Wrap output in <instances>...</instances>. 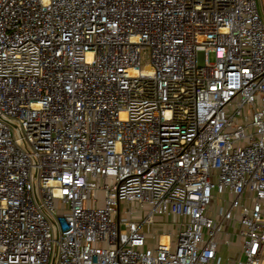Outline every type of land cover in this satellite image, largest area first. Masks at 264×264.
<instances>
[{"label":"built area","instance_id":"built-area-1","mask_svg":"<svg viewBox=\"0 0 264 264\" xmlns=\"http://www.w3.org/2000/svg\"><path fill=\"white\" fill-rule=\"evenodd\" d=\"M0 264H264L257 0H0Z\"/></svg>","mask_w":264,"mask_h":264},{"label":"rangeland","instance_id":"rangeland-1","mask_svg":"<svg viewBox=\"0 0 264 264\" xmlns=\"http://www.w3.org/2000/svg\"><path fill=\"white\" fill-rule=\"evenodd\" d=\"M257 2H258L259 13H260V15H261V17H262V19H263V21H264V11H263L264 0H257ZM262 2H263V3H262ZM149 53H150L149 50L144 51V53H143V58H142V63H143V65L146 64L147 62H149V59L147 58V56L149 55ZM210 62H211V63H214V62H215L214 54H212V53L210 54ZM99 198H100V200H102V198H103V194H102V193L99 194ZM100 205H102V202H101ZM123 207H124V205H123ZM159 230H161V229H158V228H157V231H159ZM221 255H222L224 261L226 260V258H227L228 256H230V254H229V252L227 251L226 247L223 249V252H222Z\"/></svg>","mask_w":264,"mask_h":264},{"label":"crops","instance_id":"crops-1","mask_svg":"<svg viewBox=\"0 0 264 264\" xmlns=\"http://www.w3.org/2000/svg\"><path fill=\"white\" fill-rule=\"evenodd\" d=\"M159 220L164 221V222H168V220L166 218H161ZM169 221H173V218H170ZM158 229H161V230H159L160 232H169L170 230H172V227L166 224L163 226H159Z\"/></svg>","mask_w":264,"mask_h":264}]
</instances>
